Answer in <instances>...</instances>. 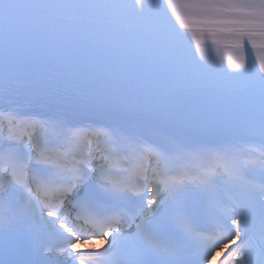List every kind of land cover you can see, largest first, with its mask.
Returning <instances> with one entry per match:
<instances>
[{"label":"snow or ice","instance_id":"6c2138e0","mask_svg":"<svg viewBox=\"0 0 264 264\" xmlns=\"http://www.w3.org/2000/svg\"><path fill=\"white\" fill-rule=\"evenodd\" d=\"M0 264H264V0H0Z\"/></svg>","mask_w":264,"mask_h":264}]
</instances>
